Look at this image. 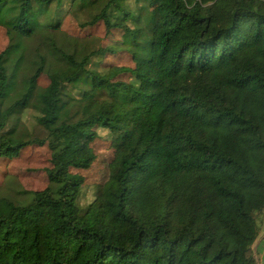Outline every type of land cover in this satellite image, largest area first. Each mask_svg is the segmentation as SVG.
Returning <instances> with one entry per match:
<instances>
[{
	"label": "trees",
	"instance_id": "1",
	"mask_svg": "<svg viewBox=\"0 0 264 264\" xmlns=\"http://www.w3.org/2000/svg\"><path fill=\"white\" fill-rule=\"evenodd\" d=\"M0 28V103L8 57L34 40L38 59L26 93L0 110V264H257L264 0H0ZM42 79L45 108L32 115ZM45 145V187L10 200L16 163ZM101 159L108 177L81 209L77 171Z\"/></svg>",
	"mask_w": 264,
	"mask_h": 264
},
{
	"label": "rangeland",
	"instance_id": "2",
	"mask_svg": "<svg viewBox=\"0 0 264 264\" xmlns=\"http://www.w3.org/2000/svg\"><path fill=\"white\" fill-rule=\"evenodd\" d=\"M100 2H97L91 6L90 10L82 11L79 10L73 17V23H86L90 20V17L96 13ZM139 5L131 6L136 9ZM136 11V10H135ZM35 20L34 18H32ZM3 39V41H2ZM34 40L26 42L25 50L23 53L11 54L6 62V66L9 74L8 88L6 95L0 103V110L4 112L12 103L20 99L27 91L29 86L28 78L35 72V68L38 66V59L36 55L37 44H34ZM7 41L4 38V30L0 28V51L6 47ZM47 82L42 79L40 84L36 86V89L28 102L27 111L32 115H37L43 112L45 108L44 98L47 96ZM26 109H19L15 112V118H21L26 120L27 117L24 115ZM126 132L133 130V125H126L124 127ZM105 136V132L102 133ZM122 136L118 135L117 139H121ZM100 152L105 155L109 147V136L106 135L105 140L102 141ZM105 152V153H104ZM49 149L45 146H35L27 150L23 158H20L16 163L14 170V176L11 179L8 178L6 183L8 191H4V195L10 200L24 201L27 200L25 190L42 189L45 187L40 174L36 172L38 169H43L48 166L49 160ZM78 175H83L88 178V185L84 188L83 199H81V209H85L88 202L94 201L102 189V184L108 177V168L104 159H101L96 163L91 170L77 171ZM7 202L0 197V211L3 213L7 212ZM264 219V217H263Z\"/></svg>",
	"mask_w": 264,
	"mask_h": 264
},
{
	"label": "crops",
	"instance_id": "3",
	"mask_svg": "<svg viewBox=\"0 0 264 264\" xmlns=\"http://www.w3.org/2000/svg\"><path fill=\"white\" fill-rule=\"evenodd\" d=\"M264 232V219H263V230ZM255 252L257 257V264H264V235L255 246Z\"/></svg>",
	"mask_w": 264,
	"mask_h": 264
}]
</instances>
